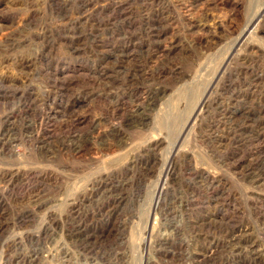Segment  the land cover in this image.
<instances>
[{
    "label": "rangeland",
    "instance_id": "1",
    "mask_svg": "<svg viewBox=\"0 0 264 264\" xmlns=\"http://www.w3.org/2000/svg\"><path fill=\"white\" fill-rule=\"evenodd\" d=\"M0 264H264V0H0Z\"/></svg>",
    "mask_w": 264,
    "mask_h": 264
},
{
    "label": "bare ground",
    "instance_id": "2",
    "mask_svg": "<svg viewBox=\"0 0 264 264\" xmlns=\"http://www.w3.org/2000/svg\"><path fill=\"white\" fill-rule=\"evenodd\" d=\"M259 16H260V14H257V17H259ZM257 17H256V18H257Z\"/></svg>",
    "mask_w": 264,
    "mask_h": 264
}]
</instances>
